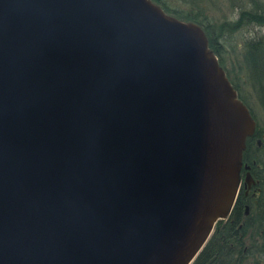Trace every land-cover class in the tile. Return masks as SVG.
Segmentation results:
<instances>
[{
	"label": "water",
	"instance_id": "obj_1",
	"mask_svg": "<svg viewBox=\"0 0 264 264\" xmlns=\"http://www.w3.org/2000/svg\"><path fill=\"white\" fill-rule=\"evenodd\" d=\"M255 132L199 24L0 0V264H191Z\"/></svg>",
	"mask_w": 264,
	"mask_h": 264
},
{
	"label": "trees",
	"instance_id": "obj_2",
	"mask_svg": "<svg viewBox=\"0 0 264 264\" xmlns=\"http://www.w3.org/2000/svg\"><path fill=\"white\" fill-rule=\"evenodd\" d=\"M152 1L168 14L197 23L203 28L209 47L256 122L254 135L260 137L253 106L248 100L250 95L247 97L243 86H249L264 113V0H227L231 7L238 10L237 15L234 19L218 23H214L210 17L209 4L212 0ZM237 39L239 42L236 43ZM234 41L241 48L238 70L233 64L227 67L226 63L230 53L228 48H234ZM238 71H242L243 76ZM254 135L247 138L243 162L250 165L255 178L260 182L258 199L262 208L251 209L250 214L244 216V205L249 202L239 192L229 216L215 224L209 239L191 264H264V235L259 233L264 230V149H257ZM258 214L263 216L258 217ZM257 217V224L260 225L252 226V232L246 238L248 228L245 224L241 225L242 221L254 223Z\"/></svg>",
	"mask_w": 264,
	"mask_h": 264
},
{
	"label": "rangeland",
	"instance_id": "obj_3",
	"mask_svg": "<svg viewBox=\"0 0 264 264\" xmlns=\"http://www.w3.org/2000/svg\"><path fill=\"white\" fill-rule=\"evenodd\" d=\"M237 11L238 10L236 8L231 7L230 2H228L227 0H212V3L209 4L210 17L212 18V21L214 23L222 22V21H225V20L229 21L231 19H234L236 17V15H237ZM237 42H239L238 39L236 40V43ZM228 49L230 50V53L228 54V58H227V61H226L227 67L230 68V66L233 64V66L236 67V70H238V66L237 65H238V61L241 58V56H240V52H241L240 49L241 48H240V46H236L235 45V41H234V48H232V49L228 48ZM238 74L240 76H243V72L242 71L241 72L238 71ZM243 88L245 90V93L247 94V97H248V95H250L248 97L249 98L248 100L250 101V105L253 106L254 115L256 117L258 129H259V132H260V137L259 138H261L263 140V142H264V113L261 110V108H260L258 102L256 101V99H254V97L252 96L249 86L245 85V86H243ZM263 159H264V156H263ZM242 169H243V166L241 167L240 172H239L240 184L242 183V181L244 182V177H245V176L242 177V175H241ZM223 220H225V219H223Z\"/></svg>",
	"mask_w": 264,
	"mask_h": 264
},
{
	"label": "flooded vegetation",
	"instance_id": "obj_4",
	"mask_svg": "<svg viewBox=\"0 0 264 264\" xmlns=\"http://www.w3.org/2000/svg\"><path fill=\"white\" fill-rule=\"evenodd\" d=\"M254 136L255 137L253 138V140H254V144L257 147V149L264 148V142L262 141V139L259 138V137H256V135H254ZM258 139H261L260 143H258ZM243 163L245 164V162H243ZM247 171L250 172V174L252 175V178L254 179L255 182H253L250 185H248V184H244V182L242 181L241 186H240V192H242L243 198L246 199L249 202L248 204L244 205V207H245L244 208V216H248V214H250V210L251 209L261 210V208H262L261 203H259V199H258V195H259V193L261 191V189L259 187L260 182H259L258 179L255 178V173L252 171L251 167H250L249 170H246L244 168L242 169V173H241L242 177L245 176ZM257 216L261 217V216H263V214H258ZM258 217L255 218V222L254 223H253V221L251 223L247 222V220H243L242 221L241 225L245 224L247 226V228H248V232L245 235L246 238H247V236L249 234H251L252 226L256 227V226L260 225V223L257 224ZM259 233H260V235H264V230H260ZM246 242H248V240H246Z\"/></svg>",
	"mask_w": 264,
	"mask_h": 264
}]
</instances>
